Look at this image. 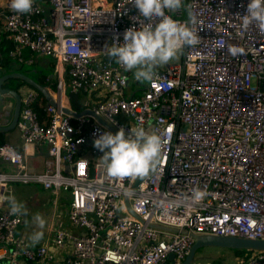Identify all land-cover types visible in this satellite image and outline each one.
<instances>
[{
  "label": "built area",
  "instance_id": "1",
  "mask_svg": "<svg viewBox=\"0 0 264 264\" xmlns=\"http://www.w3.org/2000/svg\"><path fill=\"white\" fill-rule=\"evenodd\" d=\"M248 3L184 0L181 9L166 11L197 32L199 43L156 68L144 85L134 78L133 88V71L104 52L117 39L122 44L128 28L147 23L129 0H34L27 14L0 0V44L10 42L11 60L30 65L36 56L49 58L57 74L46 123L34 110L38 92H18L16 128L23 144L48 147L46 168L31 172L21 151L0 146V197L8 184L66 193L68 222L80 231L56 232L54 248H70L57 260L48 247L17 235L23 218L4 208L0 246L9 248L0 264H181L191 235L264 241V31L255 23L242 28ZM232 46L244 54L230 55ZM24 51L33 58L23 59ZM67 92L82 95V112L93 111L112 130L90 115L65 114L73 111ZM121 127L126 134L143 127L162 141L156 170L136 189L137 179L108 177L94 147L100 133ZM249 252L239 264H264V251Z\"/></svg>",
  "mask_w": 264,
  "mask_h": 264
},
{
  "label": "clouds",
  "instance_id": "2",
  "mask_svg": "<svg viewBox=\"0 0 264 264\" xmlns=\"http://www.w3.org/2000/svg\"><path fill=\"white\" fill-rule=\"evenodd\" d=\"M129 3L139 10L138 19L147 23H141L139 29L135 26L128 28L123 35V43L117 39L111 46H106L104 52L126 71H133L137 81H151L156 68L178 59L184 47L198 44L199 35L166 15V11L181 9L184 0H129ZM33 4L34 0H10L9 6L18 14H27L32 11ZM241 20L244 29L255 23L264 31V0H249ZM191 22H195L194 17H191ZM244 51L241 47L229 48L232 56L244 54ZM94 147L103 153L100 160L108 177L134 181L156 170L162 141L156 132L143 127H131L127 134L121 127L115 134L110 131L100 133L94 140ZM195 196L198 199L202 193L197 192ZM7 203L10 215H27L25 206L14 197H8ZM32 223L38 229L29 237L31 246H35L43 239L46 220L36 214Z\"/></svg>",
  "mask_w": 264,
  "mask_h": 264
},
{
  "label": "crops",
  "instance_id": "3",
  "mask_svg": "<svg viewBox=\"0 0 264 264\" xmlns=\"http://www.w3.org/2000/svg\"><path fill=\"white\" fill-rule=\"evenodd\" d=\"M34 58L36 59V57ZM51 61L52 60H50L49 62H44L48 66L46 73L48 75H52L49 78L54 76L56 80L57 74L55 70V65H54V73L50 71ZM23 65H24L23 70L30 69L31 64L30 65L23 64ZM19 67L20 65L17 64L14 65L13 63L8 69L2 68L0 66V77L12 73H17L15 72V70H17ZM46 67L44 66L42 68L38 66V68L40 70H43V72L44 69H46ZM63 77L67 81V75L64 74ZM10 80H15V79H10ZM7 81H5L2 84V88L13 89V87H15L16 84L12 85L11 83H7ZM140 84L142 83L140 82ZM130 85L134 88V85H132V83ZM25 87H29V86H20L16 91L20 92ZM48 91L52 95L53 91H51L50 89H48ZM139 94H140L139 92L135 93V95H139ZM14 105H15V101L12 97L0 96V126H7L10 124L13 115ZM1 134H3V139L6 145L15 147L25 155L26 165L29 171L36 173L44 171V169L46 168L47 161L49 160L48 151H47L48 147L46 145L23 144L20 133L17 128L8 133H1ZM3 169L6 170L7 167L3 166ZM14 186H32L38 188L39 190L36 189L32 191L28 199L19 201V194H17L14 191ZM2 192H3L2 197H0V210L4 208H9V205L7 203V198L10 196L14 197L17 202L25 206L27 215L22 216L23 222L16 230L17 235L23 237L24 239L30 242L29 237L31 236L32 232L38 230L36 229L35 225L32 223V218L34 215L40 214L45 218L46 226L43 229L44 232L43 239L35 246L48 247L49 252L53 256H55L57 260L64 258L69 254L70 248L68 246L62 249H55L52 243L55 234L58 230L66 229L72 235H78L80 233V231L77 228L72 227L68 222L67 212L69 205V197L66 193L59 192L58 194H54L53 192L43 190L40 186L19 185V184H8L7 186L4 187ZM3 248H9V246L6 247L0 246L1 253L2 251H4ZM18 264H36V263L19 260Z\"/></svg>",
  "mask_w": 264,
  "mask_h": 264
},
{
  "label": "water",
  "instance_id": "4",
  "mask_svg": "<svg viewBox=\"0 0 264 264\" xmlns=\"http://www.w3.org/2000/svg\"><path fill=\"white\" fill-rule=\"evenodd\" d=\"M10 79H18L25 82L28 86L35 89L38 93H40L46 102L55 107V102L51 97L48 88H45L35 81L30 79L29 77L20 74V73H12L8 75H4L0 77V96L2 97H12L15 101L12 119L9 125L7 126H0V134L1 133H8L12 130L16 129L17 122L20 117L21 111V97L20 94L15 90L4 89L2 88V84ZM64 113L70 115L74 118L82 116V115H90L95 120H97L102 126L111 129V127L104 122L101 118L95 115L93 111L85 110L79 114L65 108ZM112 130V129H111ZM144 179V178H143ZM143 179H137L135 184L133 185V189H136L137 186L143 181ZM125 205L127 206L129 214L133 215L129 203L127 199H124ZM154 228L162 229L165 228L154 226ZM168 231L177 232L176 230L169 229ZM186 232H182L185 234ZM194 239L193 245L190 247L187 256L185 257L184 261L181 264H193L196 252L202 248H225V249H233L238 251H264V241L263 240H247V239H239V238H230V237H216V236H207V235H191ZM172 259V256L170 257Z\"/></svg>",
  "mask_w": 264,
  "mask_h": 264
},
{
  "label": "trees",
  "instance_id": "5",
  "mask_svg": "<svg viewBox=\"0 0 264 264\" xmlns=\"http://www.w3.org/2000/svg\"><path fill=\"white\" fill-rule=\"evenodd\" d=\"M12 46L10 44V42L6 39H2L1 44H0V53H1V60H0V66L2 68L8 69L11 64L13 63L14 65H16L11 58L9 57V52L11 51ZM23 59L25 60H29L32 59L33 56L31 55L30 52L28 51H24L23 55H22ZM33 63L30 66L29 70H23L24 65L21 64L20 67L15 70V72L23 74L27 77H29L30 79H32L33 81H35L37 84L51 89V90H55V86H56V80L55 77H51L52 75H48L47 73H44L42 70H40L37 65H36V60L35 58H33ZM54 62L51 61L50 63V71H52V73H54ZM7 83H11L12 85L16 84L15 87H13V89L10 90H18V88L20 86H28L25 82L15 79V80H8ZM30 87V86H29ZM66 97H67V101L69 103V107L77 112L80 113L83 110L81 101H82V95L80 94H73L70 92L66 93ZM46 106V100L44 99V97L38 93V98L37 101L35 103L34 106V110L36 111L37 115L39 116V119L42 123H46L47 122V117H46V113L44 112V107ZM5 145L4 139H3V134H0V146ZM250 252L246 253L245 256L243 255V252L237 251L236 252V257L245 260L247 258V255ZM198 254H200V250H198L196 252L197 256Z\"/></svg>",
  "mask_w": 264,
  "mask_h": 264
},
{
  "label": "rangeland",
  "instance_id": "6",
  "mask_svg": "<svg viewBox=\"0 0 264 264\" xmlns=\"http://www.w3.org/2000/svg\"><path fill=\"white\" fill-rule=\"evenodd\" d=\"M36 65L37 67H46L47 64L44 62H49L50 60L48 58H42L36 56ZM47 68L44 69V72H47ZM43 71V70H42ZM134 79V73L132 72L131 76V83ZM147 81L141 82L142 85L145 84ZM51 90V89H50ZM53 91V90H51ZM86 153L88 155V149H86ZM39 190L36 187L32 186H14V191L19 194V201L28 199V197L31 195L32 191ZM200 254L195 256L193 264H239V259L236 257V252L238 250L233 249H225V248H202L199 249ZM243 252V255L245 256L246 253L249 251L244 250L240 251Z\"/></svg>",
  "mask_w": 264,
  "mask_h": 264
},
{
  "label": "flooded vegetation",
  "instance_id": "7",
  "mask_svg": "<svg viewBox=\"0 0 264 264\" xmlns=\"http://www.w3.org/2000/svg\"><path fill=\"white\" fill-rule=\"evenodd\" d=\"M142 85V84H141ZM144 85V84H143Z\"/></svg>",
  "mask_w": 264,
  "mask_h": 264
}]
</instances>
